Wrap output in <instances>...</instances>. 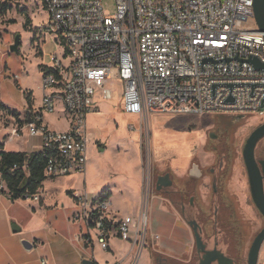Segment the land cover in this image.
Returning a JSON list of instances; mask_svg holds the SVG:
<instances>
[{"label":"built area","instance_id":"built-area-1","mask_svg":"<svg viewBox=\"0 0 264 264\" xmlns=\"http://www.w3.org/2000/svg\"><path fill=\"white\" fill-rule=\"evenodd\" d=\"M42 1L49 21L38 33L59 34L71 60L64 65L51 55L42 104L25 115L24 124L6 127V138L20 137L25 129L40 136L46 178L86 173L87 114L94 110L98 90L112 99L110 84L116 80L126 114L264 117V68L250 61L256 57L264 64V32L248 26L255 22L254 0H115L114 12L102 0ZM56 100L70 119L66 130L45 121L55 112ZM0 193L11 196L1 172ZM24 198L39 201L40 195L27 192ZM77 202L73 219L86 223L88 243L93 232L104 250L113 236L139 249L149 238H159L150 232L149 197L137 215L113 212L104 195H78Z\"/></svg>","mask_w":264,"mask_h":264},{"label":"rangeland","instance_id":"rangeland-1","mask_svg":"<svg viewBox=\"0 0 264 264\" xmlns=\"http://www.w3.org/2000/svg\"><path fill=\"white\" fill-rule=\"evenodd\" d=\"M102 2L105 9L115 11V0ZM3 3L6 6L0 10V104L4 103L11 109H16L20 120H23L27 111L33 107L39 108L42 104L41 49L47 55L56 54L64 65H68L71 58L59 34L38 33V27L49 21V13L42 0H0V5ZM26 15L31 21L27 25ZM248 26L256 27L257 22L251 21ZM18 34L21 35L20 49L19 52H14L10 48ZM52 63L51 60L50 64ZM110 86L114 91L112 99H104L98 90L94 110L87 114L88 159L92 164L93 180L96 183L91 191L110 188L113 192L110 208L120 215H137L142 207V202L136 196L137 188H140L143 198L149 197L150 200V232H154L151 226L154 199H158V204L166 206L170 214L183 217L179 207L171 204L157 188L158 178L170 173L175 180L187 181L190 189L198 183V190H190L186 201L196 192L195 202L202 205V201L205 202L206 206H202L206 208L204 213L191 211L195 219L202 224L199 213H213V206L210 209L207 203H210L213 197L214 183L217 184L214 175L219 176L222 172L221 169L219 172L218 166L221 162L222 165L230 163L231 169L228 170L226 181L222 185L226 184L227 191L234 200L238 219L241 220L245 235L242 249L244 248L243 254L247 264L252 242L264 227V215L253 199L244 148L252 131L264 123V117L247 116L236 120L229 114L174 113L134 116L121 110V81L116 80ZM11 116L7 111L0 109V142H6L5 146L9 149H40V138L30 136L27 129L22 136L7 140L6 127L17 126V121ZM45 120L53 129L66 130L69 127L70 119L64 111L62 101L56 100L55 112L47 114ZM224 133L228 138L226 146L232 152L229 161L226 158L220 161L216 151L221 148L219 140L216 139L223 137ZM256 157L264 171V136L257 143ZM193 163L199 165L204 172L202 177L190 178ZM59 177L61 178H47L46 190L50 194V200L60 206L68 195L64 190L67 181L64 177L67 176ZM81 177L79 174L74 179L78 180V186L84 187L85 182ZM85 186L89 190L90 182L87 179ZM178 198L176 193L172 195L174 201L177 202ZM215 202L217 203V199ZM183 218L189 225L187 219ZM192 234L194 236V233ZM220 236L225 239L223 245L228 246L229 237L226 233L222 231ZM150 239L148 246L153 250ZM193 243L192 253L196 246L195 236ZM98 254L101 258L109 257L107 252L100 251ZM128 255V264H142L146 258L144 251L140 262L138 246L133 251L130 250ZM148 264H156L154 257L148 260ZM259 264H264V243Z\"/></svg>","mask_w":264,"mask_h":264},{"label":"crops","instance_id":"crops-1","mask_svg":"<svg viewBox=\"0 0 264 264\" xmlns=\"http://www.w3.org/2000/svg\"><path fill=\"white\" fill-rule=\"evenodd\" d=\"M41 55V69L44 76L47 71L44 68L49 69L51 65V54L47 55L41 49ZM33 109L35 108L33 107ZM32 110L27 111L26 115L30 114ZM37 137L40 138V149L38 150L9 149L5 146L6 142H0V149L3 148L5 151H41L42 139L40 136ZM78 175L72 174L64 177L67 180L64 190L68 197L60 206L59 203L55 204L52 199L50 200V194L46 190L47 179L38 191L39 201L25 198L15 199L6 193H0V264H83L85 259H92L94 264H128L131 254L128 255V253L136 247L129 241L113 236L107 250L101 248L94 232L93 240L90 243L85 241L83 236L88 232L86 223L83 220L73 219V215L78 209L77 196L88 194L89 197H95L106 191L104 194H107L112 205L113 192L110 188L98 189L96 192L91 191L95 188L96 183L93 180L94 172L89 159L86 173L81 174L83 177L81 179H84L85 184L86 179L89 180V190L85 184L84 187L78 186V180L74 179ZM136 196L140 202H143L140 188H137ZM151 226L154 231L151 233L158 234L159 238L151 237L150 243L153 244V250L148 245L142 250L139 249L140 262L144 251L146 252V258L142 264H148V260H152V257L155 261L157 258L176 259L179 260L178 262L189 260L192 255L194 236L191 227L183 217L170 214L166 206L158 204V199H154ZM14 227L19 231H16ZM24 239L33 244L31 249L25 248ZM99 250L102 253L107 252L109 257L101 258L98 254ZM153 252L157 256H153Z\"/></svg>","mask_w":264,"mask_h":264},{"label":"flooded vegetation","instance_id":"flooded-vegetation-1","mask_svg":"<svg viewBox=\"0 0 264 264\" xmlns=\"http://www.w3.org/2000/svg\"><path fill=\"white\" fill-rule=\"evenodd\" d=\"M231 116L239 120L236 118V114ZM219 130H221L220 127ZM222 135L223 137H217L216 139L219 140V144L222 142V139L226 137L225 133ZM191 171L199 175H192L190 173V178H200L204 175V172L196 163L192 164L190 172ZM218 179L221 184L217 186V184L214 183L212 188L213 197H211L210 203H207L210 209L213 206V213L205 215L203 211L206 208L202 206H206V204L204 201H202L204 203L203 205L195 202L196 192L186 201L189 192H191L190 190H196V188L198 190V183L194 184L193 188L190 189L187 181L182 179L175 180L170 173H165L158 178L157 188L165 195L171 204L179 207L181 215L187 219L196 237V246L194 247V252L187 261L175 262L168 258H157L156 264H245L243 254L244 248L242 249L245 235L241 227V220L238 219L234 200L232 196L229 195L226 184L222 185L219 176ZM174 193L179 196L177 202L172 199ZM215 199H217V203ZM193 210L203 212L202 214L199 213L202 217V224L195 219L196 217L193 213L191 214ZM204 215L206 216L205 218ZM220 217L221 219H219ZM222 231L229 237L228 246L223 245L225 239L220 236ZM196 233L199 234V241Z\"/></svg>","mask_w":264,"mask_h":264},{"label":"trees","instance_id":"trees-1","mask_svg":"<svg viewBox=\"0 0 264 264\" xmlns=\"http://www.w3.org/2000/svg\"><path fill=\"white\" fill-rule=\"evenodd\" d=\"M5 4L0 5V10L5 8ZM26 25L30 24V18L26 15ZM46 69V73L51 69ZM31 99H29V102ZM31 106V105H30ZM0 109L7 111L17 119V122L22 125L24 120H20V115L16 109H11L9 106H6L4 103L0 104ZM227 139H222L221 148H217L220 161L225 159L229 161L231 157V151L228 150ZM228 150V151H227ZM227 151V152H225ZM47 157L41 151H5L0 149V172L2 174L3 180L6 182L8 190L11 193L12 198H24L25 193H36L43 187V182L47 179L44 174V169L46 166ZM219 172L222 170L219 177L221 178L222 183H225L227 178L228 170L231 169V164L222 165V162L218 166ZM217 184H220L218 175H214ZM103 191L101 195L107 197V194H104ZM221 219V217L219 218ZM153 256H157L153 252Z\"/></svg>","mask_w":264,"mask_h":264},{"label":"water","instance_id":"water-1","mask_svg":"<svg viewBox=\"0 0 264 264\" xmlns=\"http://www.w3.org/2000/svg\"><path fill=\"white\" fill-rule=\"evenodd\" d=\"M254 17L255 21L257 22L258 29L262 32H264V0H254ZM21 44V35L18 34L15 38L14 44L11 45V51L19 52ZM252 64L258 68L263 69L264 64L256 57H252L250 59ZM264 106V102H263ZM247 116L244 114H238L236 115L237 119H243ZM264 136V123L257 126L250 136L248 137L245 148H244V158L247 165L248 173H249V179L253 194V199L258 207V209L261 211V213L264 215V171L261 169L259 161L256 157V146L259 140ZM192 175H199L198 173H194L193 171L190 172ZM16 231H19L16 227H14ZM198 241L200 240L199 234H197ZM264 243V227L258 232L256 237L254 238L252 245L250 247L249 253H248V264H259V258H260V251L262 248V245ZM23 245L27 249H31L33 247V244L27 240H23ZM83 264H94V261L92 259H85Z\"/></svg>","mask_w":264,"mask_h":264}]
</instances>
